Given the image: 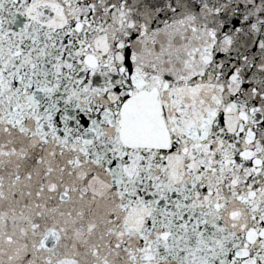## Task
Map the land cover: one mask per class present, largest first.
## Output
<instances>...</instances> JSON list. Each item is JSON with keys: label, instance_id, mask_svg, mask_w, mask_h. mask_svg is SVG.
<instances>
[{"label": "snow or ice", "instance_id": "obj_1", "mask_svg": "<svg viewBox=\"0 0 264 264\" xmlns=\"http://www.w3.org/2000/svg\"><path fill=\"white\" fill-rule=\"evenodd\" d=\"M0 264H264V0H0Z\"/></svg>", "mask_w": 264, "mask_h": 264}]
</instances>
